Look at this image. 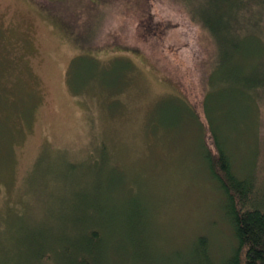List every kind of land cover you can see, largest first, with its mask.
I'll use <instances>...</instances> for the list:
<instances>
[{
	"label": "rangeland",
	"instance_id": "1",
	"mask_svg": "<svg viewBox=\"0 0 264 264\" xmlns=\"http://www.w3.org/2000/svg\"><path fill=\"white\" fill-rule=\"evenodd\" d=\"M78 1L0 0V264H59L61 246L53 238L50 256L41 255L38 240L58 232L71 240L91 225L114 235L112 248L122 249L116 234L126 231L131 253L133 223L160 264L190 254L200 235L224 258L233 231L206 148H215L214 130L235 172L262 183L264 87L248 102L230 87H208L215 44L178 3L150 0L173 29L145 39L143 0H108L109 26L82 45L88 17L82 31L64 27L76 24ZM84 47L97 55L73 61ZM261 48L250 64L257 81L264 40ZM71 170L68 183L61 176Z\"/></svg>",
	"mask_w": 264,
	"mask_h": 264
},
{
	"label": "trees",
	"instance_id": "2",
	"mask_svg": "<svg viewBox=\"0 0 264 264\" xmlns=\"http://www.w3.org/2000/svg\"><path fill=\"white\" fill-rule=\"evenodd\" d=\"M80 1L76 3L79 9L73 8V16L80 15L75 21L76 24L72 26L65 23L64 27L72 32H75L76 29L82 31L85 25H80L78 22L85 14L83 19L88 17L89 20L85 21L88 22L87 28L90 31L83 30L77 35L81 39L78 43L88 45L91 42L90 39L96 37L95 30L109 26L104 23V16L112 8V5L108 3V0H89L90 5L84 8L83 0ZM170 1L181 6L179 8L181 16L189 24L199 23L215 44L216 55L208 75V87L211 88L215 85L224 88L230 87L228 89L233 90V93L230 94L238 95L243 102L254 101L258 95L256 91L264 87V79L257 81L262 76L257 73V67L250 68L251 57L263 53L261 46L264 40V0ZM125 2L128 5L130 0H125ZM142 2L137 1L138 7L145 9V16L141 19L142 37L151 39L168 34L173 29L171 23L161 20L155 14L150 0ZM97 8L100 12L96 14L95 9ZM95 18L97 23L93 24ZM252 40L257 46L254 50L249 51L248 46ZM133 51L138 52L136 49ZM83 52L97 55L84 47V51H81L73 61ZM129 66H131L130 63ZM216 75H218L217 78ZM210 88L207 89L205 102L208 100ZM218 91L229 93L227 90L219 89ZM177 96L187 105L183 97L179 94ZM212 141L215 148L214 150L206 148V161L211 175L225 193L226 214L232 226L234 246L229 255L224 258H216L210 238L200 235L192 243L190 254L178 257L177 262L172 261V264H264V180L259 183L255 177H245L236 173L214 130ZM71 172L72 170L63 174L61 178L66 181L68 177L69 183ZM77 183H81V181ZM62 217L64 218L65 214H62ZM136 218L140 223L139 215ZM56 219L63 221L61 215ZM74 220L78 223L76 218ZM134 224L126 226L128 228L130 226L129 237H131L130 242L133 246L131 253L126 249L124 241L126 231L116 234L123 238L122 249L112 248V246L109 247L108 242L114 235L106 236L92 225L81 233L73 230L74 238L71 240H68L70 237L66 234L63 235V232H58L54 236L44 235L42 237L44 240L39 239L35 248L40 250L41 255L46 254V249L54 238V246L59 244L62 248L59 253V264H160L156 255L152 254L150 244L144 240L141 230L135 229ZM113 249L119 251L118 255L113 253ZM142 249L149 250V252L146 254ZM35 252L37 251L34 250ZM54 252H56L55 249ZM47 254L50 256L49 252ZM34 255L36 254L30 256L34 257ZM41 255L38 254L35 257L39 258Z\"/></svg>",
	"mask_w": 264,
	"mask_h": 264
}]
</instances>
